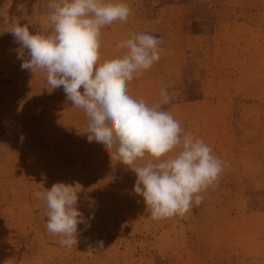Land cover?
I'll return each instance as SVG.
<instances>
[{"label":"rangeland","instance_id":"1","mask_svg":"<svg viewBox=\"0 0 264 264\" xmlns=\"http://www.w3.org/2000/svg\"><path fill=\"white\" fill-rule=\"evenodd\" d=\"M123 2L131 15L102 29L99 62L121 57L117 45L136 33L162 38L129 94L161 103L223 171L199 206L153 220L135 172L88 140L84 110L21 68L3 17L47 33L49 0H0V264H264V0ZM59 182L76 186L83 217L70 249L34 195Z\"/></svg>","mask_w":264,"mask_h":264},{"label":"clouds","instance_id":"2","mask_svg":"<svg viewBox=\"0 0 264 264\" xmlns=\"http://www.w3.org/2000/svg\"><path fill=\"white\" fill-rule=\"evenodd\" d=\"M48 8L52 27L47 33L32 34L27 24L3 17L4 31L21 46V68L43 72L52 89L63 87L73 107L84 110L88 140L102 143L112 150V159L135 172L133 191L143 198L153 220L183 217L193 205L199 206L201 193L222 173L223 161L202 139L185 132L161 103L149 105L128 91L129 82L160 60L162 38L136 33L117 45L126 50L121 57L100 63L101 31L116 21L127 22V3L49 0ZM161 96L170 102L166 89ZM34 195L46 204L47 231L61 237L62 247L76 245L77 226L83 222L76 186L59 182Z\"/></svg>","mask_w":264,"mask_h":264}]
</instances>
